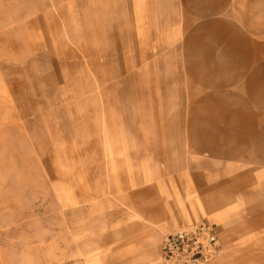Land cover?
I'll return each mask as SVG.
<instances>
[{"label":"rangeland","instance_id":"rangeland-1","mask_svg":"<svg viewBox=\"0 0 264 264\" xmlns=\"http://www.w3.org/2000/svg\"><path fill=\"white\" fill-rule=\"evenodd\" d=\"M200 222L264 264V0H0V264H159Z\"/></svg>","mask_w":264,"mask_h":264},{"label":"built area","instance_id":"built-area-1","mask_svg":"<svg viewBox=\"0 0 264 264\" xmlns=\"http://www.w3.org/2000/svg\"><path fill=\"white\" fill-rule=\"evenodd\" d=\"M218 251L214 227L201 222L164 237L159 264H209Z\"/></svg>","mask_w":264,"mask_h":264},{"label":"bare ground","instance_id":"bare-ground-1","mask_svg":"<svg viewBox=\"0 0 264 264\" xmlns=\"http://www.w3.org/2000/svg\"><path fill=\"white\" fill-rule=\"evenodd\" d=\"M224 34H225V32H224V30H222V31H218V32H215V33H213V36L216 38V39H220V38H224ZM230 44H232V43H230ZM209 153H211V151H209ZM215 156V155H214ZM234 179L236 178V177H233ZM228 197H230V196H222L221 197V199L220 200H225V199H227ZM184 229V228H183Z\"/></svg>","mask_w":264,"mask_h":264},{"label":"crops","instance_id":"crops-1","mask_svg":"<svg viewBox=\"0 0 264 264\" xmlns=\"http://www.w3.org/2000/svg\"><path fill=\"white\" fill-rule=\"evenodd\" d=\"M201 223V222H200ZM205 223H207V222H205ZM199 224V223H198ZM208 224V223H207ZM215 229V228H214ZM215 232H216V230H215ZM217 234V233H216ZM161 243H162V241H161ZM161 243H160V246H161ZM160 246H159V255H160Z\"/></svg>","mask_w":264,"mask_h":264}]
</instances>
